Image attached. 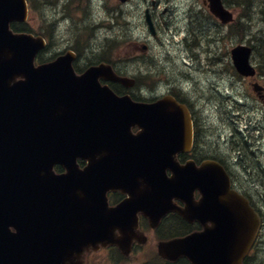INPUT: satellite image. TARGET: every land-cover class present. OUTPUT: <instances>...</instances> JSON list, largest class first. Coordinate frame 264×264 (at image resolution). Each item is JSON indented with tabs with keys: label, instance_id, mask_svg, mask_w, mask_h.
Here are the masks:
<instances>
[{
	"label": "water",
	"instance_id": "95a60500",
	"mask_svg": "<svg viewBox=\"0 0 264 264\" xmlns=\"http://www.w3.org/2000/svg\"><path fill=\"white\" fill-rule=\"evenodd\" d=\"M206 1L223 23L235 19L223 0ZM28 16L27 0H0V264H84L86 250L109 243L128 251L138 212L158 223L170 211L205 229L160 242L162 256L243 264L261 219L218 162H178L193 143L187 106L169 95L153 103L118 95L100 80L135 79L104 62L79 75L73 52L36 64L45 38L11 28ZM252 53L244 43L231 49L242 76L256 75ZM111 189L129 196L111 207Z\"/></svg>",
	"mask_w": 264,
	"mask_h": 264
},
{
	"label": "flooded vegetation",
	"instance_id": "af4514ba",
	"mask_svg": "<svg viewBox=\"0 0 264 264\" xmlns=\"http://www.w3.org/2000/svg\"><path fill=\"white\" fill-rule=\"evenodd\" d=\"M134 1H139V4L136 6L137 9L132 11L131 4ZM118 2V5L121 6V10H119L121 16L111 12L115 11L114 9L109 12L107 19L110 20V23H107L106 38L113 44L128 42L129 45H133L134 48L131 53H135L137 57L120 55L114 59L109 54L105 57L101 51H98L95 42L84 44L79 39L77 41V37L80 35V27L79 34L70 33L71 28H68L67 32H64L61 43H58L61 44L60 49L53 54L51 52L53 51L51 49H55L53 37L46 35L48 44L43 51L44 54H49L46 61H52L61 54L74 52L73 66L77 74H83L91 65L105 62L111 64L120 76H134L137 82L134 87H128L120 82L100 80L102 85L108 84L118 95L130 94L134 100L148 103H153L169 95L185 104L189 109L193 123L194 139L190 150L178 153V161L181 164L194 162L196 166H201L203 162L211 160L224 167L230 176L231 188L244 195L261 218L257 237L251 250L244 257L243 263L264 264V257L261 254V250L264 249V208L260 200L261 196L259 192L256 195L252 189L256 181L238 180V178L241 179L239 175L241 170L250 172L253 168L255 169V164L245 165L240 151L228 154L218 143L221 135L219 134L220 138L218 139L211 138L203 126L207 117L213 121V117L217 113L220 115V133L228 122L224 120L227 118L228 111L225 94L227 69L224 66H218V61L227 60L226 40L228 31L230 32L234 24H223L219 21L211 13L206 0H129L128 2L118 0ZM52 12L51 17L64 18L66 21L72 20L66 14V6ZM119 19H124L125 24H119ZM116 22L117 24H115ZM90 27L94 28L95 26L92 24ZM134 29L137 34L133 31ZM119 31H122L120 34L124 35L123 37L119 35ZM166 43H172L174 51L178 48L184 64L178 65L170 50L161 51L158 49L159 44L162 48V45H166ZM131 59L135 62L138 61V70L134 65L127 64V61ZM147 61L150 65L147 64ZM140 62L143 63V67L145 65V68L140 67ZM196 72H200V75H197ZM257 77L258 74L254 77V83H259ZM260 85L261 90L257 92L264 102V85ZM204 111H209V114H205ZM79 164L81 168H84L86 161L80 160ZM55 169L57 173L64 171L63 167H56ZM108 197L109 204L115 206L122 202L127 194L121 190H116L110 191ZM200 197V191L195 190L194 199L198 200ZM175 201L184 206L179 199ZM175 214L180 216L176 212H170L154 227L148 215L138 212L139 230L146 236L144 243L139 241L143 240V234L139 232V239L134 240L132 251L128 255L124 254L119 246H106L99 250L87 251L84 257L85 263L123 264V259L136 254L139 264H151L153 257L161 260L159 264H173L158 254L155 244L149 243L151 240L157 239L158 246V242L163 239L164 234H170L177 224H182L179 223ZM169 217L171 219H168ZM188 226L190 229L184 234L204 229V226L196 220L188 222ZM206 226H213L212 221L208 220ZM148 230L153 233L150 238L149 233H147ZM187 262L191 264L189 261Z\"/></svg>",
	"mask_w": 264,
	"mask_h": 264
},
{
	"label": "rangeland",
	"instance_id": "374dc122",
	"mask_svg": "<svg viewBox=\"0 0 264 264\" xmlns=\"http://www.w3.org/2000/svg\"><path fill=\"white\" fill-rule=\"evenodd\" d=\"M263 1L264 0H251L249 3L250 12L247 16L244 10L245 7H242L241 0H226L228 7L234 12L235 16L237 18L241 16V18L238 19L241 20L245 26L247 25L248 20L251 24L246 32H243L241 26L233 25L230 32L228 31L226 40L227 60L221 62L218 61V66H224L227 69L225 94L227 96L228 111L227 118L224 120H227L228 122L225 125L224 130L222 129V133H220V115L217 113V115H214L213 121L207 117L203 126L205 127L206 133L211 138L218 139L220 138L219 134L221 135L218 143L222 145L224 151L228 154H232L234 151H240L245 165H250L251 163L255 164V169L253 168L250 172L241 170L239 174L241 179L237 176L236 177L239 181H256L253 185L255 188L252 187V189L256 195H258L259 192L262 207L264 208V102L260 98L258 92L253 88L255 78H243L239 75L232 66L233 64L230 55V49L236 44L245 43L248 45H254L255 48L251 61L260 71L257 77L259 83L264 85V45H262L264 41ZM38 2L36 8H32V6L30 7L28 27L33 32L40 35L44 36V34H46L48 37H53V45H55V49H51L53 50L51 51L52 54L60 49L59 47L61 44L58 43H61V39L64 37V32H67L68 28H71L70 33L79 34V28L81 27L77 41L79 39L84 44L95 42L98 51H101L102 55L109 54L111 58L114 59H117L120 55L137 57L135 53H131L134 48L133 45H129L128 42L124 44H118L116 42L114 45L106 38L107 23H110V20L107 19L109 12L114 9L115 11L111 12L121 16L119 13L121 6L118 5V0H70L69 3H67V0H38ZM137 4H139V1L132 2V11L137 9ZM59 5L61 8L66 6V14L72 18L71 21H66L64 18L54 21L56 18L51 17V13H53V10L56 12L57 9H59ZM249 16L250 19H248ZM49 20L54 22V24H49ZM96 22H98L96 28H91L90 24H96ZM124 22V19H119V24H125ZM115 24H117V22ZM133 31L137 34L135 29ZM120 33H122V31H119V35H121ZM121 36L123 37L124 35ZM257 37H260L263 40L258 41ZM158 49L161 51L170 50L177 64H184V61L177 50L178 48L174 51L172 43H166V45H162V48H160L159 44ZM113 50L115 51L114 53ZM48 55L49 54H45L46 58L49 57ZM137 62L131 59L130 61H127V64L134 65L138 70ZM147 64L150 65L148 61ZM140 67H143L142 62H140ZM143 68H145V65ZM196 74L200 75V72H196ZM213 79L215 80V77H213ZM204 113L209 114V111H204ZM245 186L247 187V184H245ZM147 233H149V238L153 236L151 230H148ZM151 243L155 244L157 248V239L151 240L149 244ZM261 254L264 257V249L261 250ZM116 258L118 257L116 256ZM142 261H144L143 258ZM152 261L151 264H158V260L155 257H153ZM123 264H139L136 254H132L125 260L123 259Z\"/></svg>",
	"mask_w": 264,
	"mask_h": 264
},
{
	"label": "trees",
	"instance_id": "16d2710c",
	"mask_svg": "<svg viewBox=\"0 0 264 264\" xmlns=\"http://www.w3.org/2000/svg\"><path fill=\"white\" fill-rule=\"evenodd\" d=\"M225 2H226V0H224ZM29 2H30V4L32 5V7L33 8H36L37 6H38V0H29ZM242 2V3H241ZM241 2H239V3H241L242 4V7L244 6L245 8H244V10H245V12H246V15L248 16V14H249V12H250V7H249V3L251 2V0H241ZM227 3V2H226ZM264 5V1H263V4H262V6ZM238 18H241V16L240 17H238ZM248 19H250V16L248 17ZM241 20H239V19H237V21L235 22V23H233V24H235V26H241V28H242V30H243V32H246L247 30H248V27L250 26V21L248 20V22H247V25L245 26L244 24H243V22H241ZM12 27H13V29L15 30V31H27V32H33L29 27H28V24L27 23H13L12 24ZM263 37H264V35H263ZM257 40L259 41V40H263V39H261L260 37H257ZM262 45H264V41H263V43H262ZM253 47L255 48V46L253 45ZM107 59V58H106ZM264 64V63H263ZM262 68H263V66H262ZM176 215V217H177V220L179 221V223L181 222L182 224H177L175 227H174V229H173V231L172 232H170V234H165V238H167V237H170V236H176V235H181V234H184V233H186L190 228H189V226H188V223L185 221V220H183L180 216H177V214H175ZM168 219H171L170 217L168 218ZM178 264H182V261L181 262H179Z\"/></svg>",
	"mask_w": 264,
	"mask_h": 264
},
{
	"label": "bare ground",
	"instance_id": "6f19581e",
	"mask_svg": "<svg viewBox=\"0 0 264 264\" xmlns=\"http://www.w3.org/2000/svg\"><path fill=\"white\" fill-rule=\"evenodd\" d=\"M66 1V0H65ZM67 1H70V0H67ZM118 43V42H117Z\"/></svg>",
	"mask_w": 264,
	"mask_h": 264
}]
</instances>
